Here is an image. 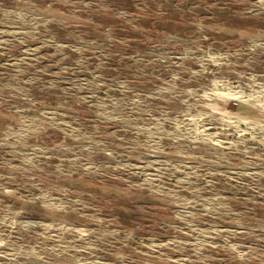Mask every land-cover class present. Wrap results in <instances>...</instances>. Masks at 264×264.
Returning a JSON list of instances; mask_svg holds the SVG:
<instances>
[{
	"label": "rangeland",
	"instance_id": "rangeland-1",
	"mask_svg": "<svg viewBox=\"0 0 264 264\" xmlns=\"http://www.w3.org/2000/svg\"><path fill=\"white\" fill-rule=\"evenodd\" d=\"M0 264H264V0H0Z\"/></svg>",
	"mask_w": 264,
	"mask_h": 264
}]
</instances>
